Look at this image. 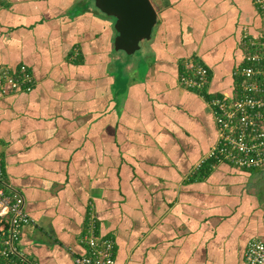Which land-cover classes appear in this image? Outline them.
Masks as SVG:
<instances>
[{
	"label": "crops",
	"instance_id": "obj_1",
	"mask_svg": "<svg viewBox=\"0 0 264 264\" xmlns=\"http://www.w3.org/2000/svg\"><path fill=\"white\" fill-rule=\"evenodd\" d=\"M157 23L136 58L115 48L95 0H2L0 82L24 63L30 89L0 94V153L32 220L20 246L38 264H76L94 205L116 264H243L264 236V166L209 164V99L234 94L256 0H152ZM125 52L124 50H122ZM194 57L204 88L180 81Z\"/></svg>",
	"mask_w": 264,
	"mask_h": 264
},
{
	"label": "built area",
	"instance_id": "obj_2",
	"mask_svg": "<svg viewBox=\"0 0 264 264\" xmlns=\"http://www.w3.org/2000/svg\"><path fill=\"white\" fill-rule=\"evenodd\" d=\"M256 1L261 9L263 36L245 31L244 40L249 49L245 63L234 69L237 91L230 95L215 94L209 99L218 130L217 141L207 156L213 162L264 166V0ZM209 80L210 69L205 63L194 57L184 62L180 74L184 86L202 89ZM34 84L35 77L27 64L22 63L17 71L5 67L0 94L30 89ZM31 220L25 196L8 179L0 153V264H38L20 246L23 228ZM80 241L85 251L76 255V264H116V241L100 233L93 204L88 209ZM243 264H264V236L248 240Z\"/></svg>",
	"mask_w": 264,
	"mask_h": 264
},
{
	"label": "water",
	"instance_id": "obj_3",
	"mask_svg": "<svg viewBox=\"0 0 264 264\" xmlns=\"http://www.w3.org/2000/svg\"><path fill=\"white\" fill-rule=\"evenodd\" d=\"M95 3L103 12L115 17L117 50L133 54L151 38L157 23V10L152 0H95Z\"/></svg>",
	"mask_w": 264,
	"mask_h": 264
},
{
	"label": "rangeland",
	"instance_id": "obj_4",
	"mask_svg": "<svg viewBox=\"0 0 264 264\" xmlns=\"http://www.w3.org/2000/svg\"><path fill=\"white\" fill-rule=\"evenodd\" d=\"M146 41V40H145ZM119 52V54L122 56H128L129 58H131V57H134V58H136V56H139V51H136L135 53H133V54H127V53H125V52H123L122 50L121 51H118Z\"/></svg>",
	"mask_w": 264,
	"mask_h": 264
},
{
	"label": "trees",
	"instance_id": "obj_5",
	"mask_svg": "<svg viewBox=\"0 0 264 264\" xmlns=\"http://www.w3.org/2000/svg\"><path fill=\"white\" fill-rule=\"evenodd\" d=\"M209 159H210V158H209ZM210 163H213V160L210 159V160H209V164H210Z\"/></svg>",
	"mask_w": 264,
	"mask_h": 264
}]
</instances>
